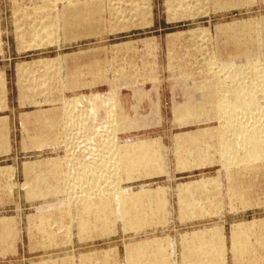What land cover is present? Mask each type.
Segmentation results:
<instances>
[{
	"label": "rangeland",
	"instance_id": "rangeland-1",
	"mask_svg": "<svg viewBox=\"0 0 264 264\" xmlns=\"http://www.w3.org/2000/svg\"><path fill=\"white\" fill-rule=\"evenodd\" d=\"M78 1L80 4L75 6L81 10L75 12V6L71 4L67 8L70 12L64 17L62 16V9L67 5L65 2L0 0V74L6 73L5 83L2 82L0 75V142L2 141L0 143V219L10 217L11 222L18 220V234H20H13L7 237L9 239H4L7 242L6 244L4 242L5 248L0 246V251L2 250L0 252V264H129L126 256L128 247H132V242H136V240L154 242L157 239L160 241V246L157 248L163 252L156 251V255L154 254L156 257L148 253L149 259L144 258V260L151 264H157L158 260L160 262L162 260V264H170L169 257H171L172 248V238L170 237H173L175 232L170 229L167 230V227L163 228V226L158 229V233L149 232L133 235L128 231L135 227L131 228L130 226L126 229L125 217L123 222L122 219L117 218V215L115 217V214L110 212L113 207V198L110 194L100 196L97 199L99 204L88 205V209H90L87 212L86 209L84 210L86 204L83 208L81 203L76 205L77 201L73 202V199L70 201L66 198L67 194L62 192L65 187L62 188L61 184L65 176L71 180L82 176L86 181L84 178L86 175L90 184L87 183L88 186L92 188L93 185L101 183L99 186L103 187V191H106L105 184L108 183L109 178L105 180V176L99 177L101 176L99 171L101 172L104 168L103 173H101L107 177V174H112L111 168L114 170L115 167H120L117 168L118 171L113 172L114 177L112 176L110 181L115 182V186L124 193L127 190V184L138 179L152 176L165 177L176 174L195 175L216 172L219 168L215 166L216 160L218 156H222L221 152L227 155V151L231 152V149L236 148L230 147V151L228 149L224 151L225 148L222 150L220 144H217L218 140L222 142L221 140L224 139L220 135L224 130L223 124L226 126L225 130L233 129L237 135L238 133L242 134V131L247 130H244L245 124L250 125L252 123V120L249 119L251 112L243 116L248 117L246 121L244 118L245 122L239 120L237 122L235 118H242L241 114L240 117L236 115L237 109L230 108L229 110L226 108V113L220 116L218 113H214L215 111L211 108V111L210 109L209 111H198L199 113L196 111L195 114H211L213 112L212 115L201 116L202 118L199 117V119H182L178 122L175 118L177 115L175 107L185 104V102L186 107L196 106L194 103L191 104V99L197 94L210 98L212 96L209 95H213V98L216 96H223L225 99L229 97L226 101L236 104L237 100L233 94L237 96L242 92L250 94L248 91H256L257 88L254 87L259 82L248 74L247 66L257 59L258 63L264 62V0H178L179 6L176 5L179 2L176 1L175 3L170 0L175 3V8H170L167 0H99L100 2L97 3L101 7L97 5L95 12L94 10L83 11L82 5L88 0ZM64 18L68 21L64 29L68 32H64V35H74L72 40L70 39L71 41H66L62 32ZM80 19H88L89 21L97 19L98 25L97 23L94 25L97 27V32H88V29L85 30L80 26L70 31L69 27L72 26V20L79 24ZM44 20H50L51 28H55V24H57L55 29L58 27V31L53 30L57 34L51 32L58 38L51 35L49 38L50 41L53 38L51 41L53 43H46L47 45L44 38L45 40L38 42H44V45L38 47L35 44V38H32V35L27 34V32L25 38L29 42L26 41V43H30L31 38L33 45L28 44V46L25 43V47L22 45L23 47L18 49L21 42L19 39L22 38L18 31L28 30L33 23L34 25L41 24ZM239 23L241 25L248 23L250 26L249 28H242L241 26L238 29L232 28V25ZM225 25L229 28L220 30V27ZM45 33L47 35L52 34L50 32L49 34ZM42 34L45 36L44 32ZM28 35L30 36L28 37ZM250 54L251 56H249ZM65 55H70L68 58L73 61L68 64L69 70L68 67L66 70L65 65L58 61L61 59H58L54 64L48 65L47 72L41 73L42 65H47L46 63L43 64L42 60L47 61L46 59ZM27 64L31 65L32 69L35 68V71L25 75L18 73L19 66L25 65L31 68ZM38 64L40 67L37 66ZM34 65L36 66L34 67ZM51 67L56 70V74L51 73ZM210 68L220 72L218 75L222 73L224 77L235 76V74L236 76L234 79L217 81ZM249 77L254 81L252 79L251 81ZM244 80L248 81L245 85L242 83ZM250 81L253 87L250 86ZM189 82L197 83L187 87ZM205 82L207 88L201 92L198 90L195 94L193 87L196 85L201 87ZM227 83H230L231 86H227ZM177 85L180 87L173 88ZM226 88L228 91H224ZM4 91L5 93L7 91L8 94H4ZM187 91L193 93L189 95ZM256 95L258 96L255 100H259L260 108L253 114L257 120V126L264 127V90H258ZM80 97L84 99H79L74 104L68 101H74L73 99ZM216 100L214 99L213 103L218 105L220 102L218 101V103ZM231 110L234 117L236 115L235 118L232 117ZM190 113L186 108L184 114ZM28 114H41L44 118L39 123H23V116ZM228 114H230L229 118H234L233 123L225 121L226 117L224 118V116H228ZM5 116L7 118H2ZM120 118L121 120H130V123L134 120L133 124L137 120L139 127L135 123L137 128L135 126L130 128L129 126L133 124L129 122L123 124L120 122ZM247 121H250V124ZM44 123L50 127L54 125L52 126L54 128L50 130V127ZM126 124L128 128L124 126ZM228 125L233 128L230 126L228 128ZM235 125L241 127L235 128ZM200 129L208 130L207 139L201 137L202 140L198 144V148L203 146L201 151L191 150L190 142L181 145L177 143L176 135L181 133L194 135ZM151 139L158 140L154 141L153 159L150 158V161H146L147 164L141 161L140 154L139 156L136 155L135 158L132 156L130 158V154L127 156L125 150L128 145H135L141 141H151ZM212 145L218 147L209 150ZM262 148L263 150L259 148L260 152H258L262 156H258L255 162V165L258 166V172L264 171V146ZM216 149H218L217 153ZM235 151L237 152L234 153L241 157L242 162L244 159L246 161L238 166L242 168L248 166L247 161L250 157L247 155L249 154H243L238 148ZM239 151L242 155L238 153ZM136 159L135 164L137 163V165L134 166L133 162ZM127 160L134 161L129 163ZM120 161H123L122 165ZM213 161L215 162L213 168H207V165L203 166L204 162ZM31 162H34L35 165ZM126 163L132 168L130 167L131 169L128 170L129 167ZM30 164L37 167V173L44 176L41 179H35V181L45 182L44 190L36 193L39 197L35 194L29 196L28 189L24 184L26 180L24 170ZM48 164L52 165L49 166ZM70 166L71 168H69ZM93 167L98 169L94 170ZM34 169L36 168H30V170ZM92 169L94 173H89ZM30 170L27 171L30 172ZM61 170L65 172L64 175H61ZM73 171L75 174L67 175L68 172ZM105 171L106 173H104ZM11 172L17 175L15 183L9 181ZM82 173L85 175L83 176ZM91 174L93 175L92 180H90ZM96 175H99V178ZM53 178L55 182H52ZM30 179L32 181V178ZM94 179L96 184H93ZM98 179L101 181L98 182ZM84 180L82 183L76 181L78 186L76 183H70L79 187L78 190L77 188L70 190L73 191V197L77 195V192L84 191L82 190L83 187L87 186ZM67 182L69 180H66L65 184ZM55 186H59V188ZM8 187L9 189L15 187V193H12L11 189H7ZM54 187L59 190L56 192ZM108 187H110L109 184ZM43 194L44 196H42ZM33 199H35V203H32ZM101 199L106 202L102 201L101 203ZM108 200L112 204L107 203ZM99 205L104 207L100 208ZM107 206L109 210L105 209ZM97 209L100 210L98 214ZM93 214L97 219L93 217ZM113 214L114 216L111 217ZM88 217H92L91 220ZM80 225L84 227H80ZM48 240L50 241L49 245ZM248 240L249 244L237 245L238 249L241 250L237 249V254L233 255L239 256L238 259H232V254L229 255L231 258L229 264H264V241L253 235H249ZM161 241H163L162 244ZM44 244H47L48 247H44ZM165 255H168L167 258L169 259ZM83 258L85 260L87 258L85 263ZM131 262L135 264L133 259ZM222 262L217 260L216 264H222Z\"/></svg>",
	"mask_w": 264,
	"mask_h": 264
},
{
	"label": "crops",
	"instance_id": "crops-1",
	"mask_svg": "<svg viewBox=\"0 0 264 264\" xmlns=\"http://www.w3.org/2000/svg\"><path fill=\"white\" fill-rule=\"evenodd\" d=\"M69 56L70 55L57 56L56 58H51V59H46V60L47 61L52 60L53 61V62L51 61V64H52L55 61H57V59L59 58V59H61L59 61L63 65H65L66 70H67V67L69 66L68 64H70V62L72 61V60L71 61L69 60V58H68ZM47 61L42 60L43 64H45ZM48 65H50V63L47 65H42V68H41L42 74H43V72H47L48 69H46V67H48ZM51 68H52L51 73L56 74V70L55 69L53 70V67H51ZM68 70H69V67H68ZM0 75L2 76V82L5 83L6 73L0 74ZM243 83L246 84V83H248V81L244 80ZM191 84L192 83L189 82L186 86L190 87ZM227 85L231 86L230 83H227ZM176 87L178 88L180 86L179 85L173 86V88H176ZM187 93H189V91H187ZM192 93L193 92H190L189 95H191ZM4 94H8V92L6 91V93H5V91H4ZM174 98H175V95H174ZM2 118L5 119L7 117L5 116ZM230 128H233V127L230 126ZM248 129H249V125H248L247 130ZM231 130L232 129L222 130L223 131L222 135H224V133H225V135L228 134L230 139L226 135L227 137L224 136V140H223L224 144L222 145V142H220V143H221L222 147L223 146L227 147L228 145L232 146L231 144H233L234 146H232V147H235L237 145L236 147L238 148V145L240 146V143L239 144L237 143L239 141V139H237V141H236V138H234L233 136H230V135H232V133L235 132L233 130H232L233 131L232 132ZM230 132H232V133H230ZM248 132H249V130H248ZM225 137L229 140H231V137H232V139H234L233 140L234 142L231 140L232 142L230 141V144H227V142L229 140H227ZM155 140H157V139H152L151 141H155ZM147 141H149V140H147ZM225 141H227V142H225ZM218 142H219V140H218ZM220 143H218V144H220ZM152 146H151L152 152H150L151 154L153 152H155L154 151L155 149L153 148L154 146L153 147ZM230 146H228V148H230ZM234 152H236V151L234 150L233 153L228 152L229 154H227V156L224 155V153H222V157L218 156V158L216 160L217 163L215 166H218L219 168L217 169L216 172H213L212 174H210V173H198L195 175H193V174L192 175H178V174L167 175L165 177L152 176V177H148V178L138 179L134 182L128 183L127 184V190L124 192L123 195L124 196L127 195L129 198H131V200L129 199L131 203H134L135 201H137L135 203L141 202L140 197L142 195H144V193L146 194L145 197L148 196L146 199L147 201H145L143 199L145 201V202H143V206L141 205L142 203L138 204L139 207L142 206V208H139L138 210L135 209L136 208L135 205L138 206L137 204H135V205L133 204L134 206H132V204L129 201H128L129 203H125L126 205L124 204L125 206H123V210L128 209V211H132L131 213H133L135 215V217L138 216V218L140 219V220H138V218L135 219L133 217V215H128L130 213V212L128 213V211L127 212L125 211L128 214H124V211H123V214L125 215V220L128 218L126 220L127 223L125 222L127 225L126 229H127V227H129V225L131 226L130 222H133V221L134 222H133L132 226H134V225H136L137 227L139 226L138 228L136 226H134L135 228L131 227L134 229H131L128 232H130L133 235H140V234H143V233L145 234V233H149V232L158 233V231H159L158 229H161L163 226H164L163 228L167 227V230L170 229L171 231L175 232L174 236L172 237V243H171L172 248H171L170 264H192V263L193 264H197V263L202 264L203 262H205L204 261L205 259L206 260L209 259V260L203 264H206L207 262H210V264H213V262H214V264H216L217 260H215V257L220 255V254L217 255V253H221V256L222 255L224 256V257L218 256V258L216 257L217 259H219V261H224L223 263L229 264V261L231 258L232 259H238L239 258V256L236 257L235 255H233L235 253L237 254V250H235V249H237V244H235V243H238V244L243 243L244 238L247 239L245 241L248 242L249 241L248 240L249 235L258 236V237H260V239H262L264 241V198H263V196H264V171L258 172V166L255 165L256 159L254 158V155L251 156V154L248 155V156H251L250 158L252 159V161H251V159H249L250 161L249 160L247 161L248 166H243V168L241 166H238L240 163H243L244 160L242 162L241 157L236 155ZM230 154H233V155H230ZM152 156H154V154H152ZM223 156L231 158L230 160L227 158L229 160V163L227 162L228 160L225 159L226 163H228L229 165L224 164L225 160H222V159H224ZM260 156H262V155H260ZM231 160L233 162L235 161L236 164H235V162L234 163L231 162ZM31 163H34V162H31ZM214 163H215L214 161L213 162H207V163L204 162L203 166L207 165V168H213L212 166H214ZM36 164H38V163H36ZM233 164H234V166H232ZM249 164H250V166H249ZM156 167H157V165H156ZM248 167H250V168L248 169ZM46 168H48V167H46ZM48 169H50V168H48ZM37 171H38L37 168L34 170H30V172L25 171L26 180H25L24 184L26 185V188L29 191L28 192L29 196H31V194H34V192L38 190L37 188H39L38 186H40V185L43 186V188L41 187V190H40V188H39V190L40 191H42V189L44 190V186H45L44 182L41 181V183H42L41 184L38 181L39 182V184H38L37 181L35 182L33 180V179H37V178L41 179V177L43 176V174L37 173ZM91 173H94V172L91 171ZM11 174H12L11 179L9 181H13L15 183L17 180V175L14 172L13 173L11 172ZM27 174H28V176H27ZM36 174H38V175H36ZM64 174H65V172H62V170H61V175H64ZM72 174H75V173L74 172H68L67 173L68 176L72 175ZM65 177H64L62 185H61L62 188L65 187L64 186V185H66L65 181L68 178V177H66V178ZM30 178H32V180L34 181L35 184L31 181ZM91 178H92V176H91ZM53 180L55 181V179H52V182H53ZM211 180L212 181L214 180V181L212 182ZM30 183H32V184H30ZM199 183H201V184H199ZM207 183H209V185ZM189 184H190V186H188ZM30 185H33V186H30ZM211 185H212V188L210 187ZM184 186H186V187H184ZM30 187H32V189ZM34 187L36 190L34 189V191H33ZM135 188H137V189H135ZM195 188H197V190ZM7 189H9V187ZM10 189H11L12 193H15L14 192L15 187L13 189L12 188H10ZM162 192H163V195H162ZM139 193L141 194V196ZM235 193L237 195H235ZM239 194H241L242 198H240ZM35 195H36V192H35ZM130 195H131V197H130ZM134 195H136V196H134ZM153 195H154V197L150 199V196L152 197ZM155 196H157V197H155ZM158 196H163L162 197L163 200H162V198L160 199V197L158 198ZM34 198L36 199V197H34ZM35 199H33L32 203L36 202ZM137 199L139 200V202ZM95 200L96 199H94V201H93V199H92L93 203L98 202V201L96 202ZM149 201H151L152 205L150 204ZM105 202L106 201H104V203ZM108 202H110V201L108 200ZM93 203L90 201V205H92ZM144 203L146 206L151 205L152 207L151 206L146 207L144 205ZM146 203H148V204H146ZM130 204L132 207H135L134 209L136 211H134L133 208H132V210L130 209V207H129ZM113 205H114V201H113L112 206ZM45 206H46V204H45ZM146 208H148V209H146ZM149 208L151 209L150 211H149ZM111 210L115 211L114 206L112 207ZM165 210H166V212H165ZM143 211H145V213H144L145 215L142 213ZM152 211H153V213H152ZM137 212H140V213H137ZM113 213H115V212H113ZM141 214H143V215H141ZM128 216L129 217L132 216L134 219L132 217L129 218ZM9 219H10V217H3L0 219V246L2 245L4 248H5V246L3 245L4 244L3 242H5L4 238L13 235L11 231H13V233L15 235L18 234V232H19L18 220H16V222L15 221L11 222L12 219H10V221H5V220H9ZM119 219H121V218H119ZM128 220H129V223H128ZM136 220H138V221H136ZM5 222L9 223V225L11 223L12 224L9 226L8 224L6 225ZM4 224H5L6 228L4 227ZM249 224H251V225H249ZM242 226H243V228H245V226H247L248 229L253 227L252 230H254V231L252 232V230H250V232L248 231L249 234H245L247 231L246 230L245 233H243L244 234L243 235V234L239 233V228ZM7 227H12V230L10 231L11 234L8 231L9 235H7V233H6ZM236 227H239V228H236ZM8 229H11V228H8ZM235 229L238 231H236ZM3 230H5V232H3ZM211 230H214L212 232L213 234L211 233ZM216 230L220 231L219 233L221 236L219 235V233H217ZM200 231L202 232V234H204L203 231L206 234V235L205 234L202 235L203 238L201 237L202 238L201 240H203L205 238L204 239L205 241L203 240V242L196 237L192 238V235L194 233L200 234L201 233ZM208 232L210 233V235ZM214 232H216V233L214 234ZM233 233L237 237H240V238L243 237L242 238L243 240L237 238L236 236H233L234 242H232ZM4 235H5V237H4ZM18 235H20V234H18ZM212 235L213 236L215 235L214 237L217 238V240L211 239V238H214ZM184 236H185V238H184ZM246 236H247V238H246ZM1 237H3V238L1 239ZM181 237H182V239H181ZM189 237H191L190 240H192L191 241L192 243L189 242L190 241ZM197 239H198V241H197ZM206 239H208V242L210 239L211 242H209V243L210 244L212 243V245L209 244L210 245L209 246L207 244L208 242ZM235 239L238 242H236ZM157 240H159V239H157ZM215 240L218 243L222 242V244H221L222 246L219 244L220 245L219 248L220 249L223 248L224 249L223 251H221V252L216 251L219 249H218V244ZM239 240H240V243H239ZM133 241H135V240H133ZM148 241L150 242V240H142V241L136 240V242H132V248L131 247L128 248V254H127V258L130 257L129 260L127 259L129 261V264H132L131 260L133 258H134L133 261L135 262V264L136 263L141 264L142 261L145 262L144 264H150L149 262H146V260H144V258H146V256H147L146 253H149L150 255H152L158 250V248L155 251L153 249H155L157 246H155L152 250L149 249L148 246L146 247L145 242L148 243ZM182 242L183 243L185 242L184 244L186 246L184 244H182ZM187 242H189V243H187ZM193 242H195V243H193ZM196 242H197V244H196ZM200 242L203 243L204 245L206 244L205 246L206 247L208 246L210 249L209 248L205 249L203 244L199 245ZM215 242H216L217 246L214 245ZM137 243H138V245H137ZM141 243H143L145 246L142 247L143 244H141ZM190 243H191V245L193 244L194 247L188 246V244H190ZM139 245L141 246L140 248L137 247ZM196 245L197 246L199 245V247H196ZM201 246H203L204 250H206L207 252H204L203 247H202L203 254L200 253V251H202V250H200ZM214 246L216 247V249ZM134 247L136 248L135 250H133ZM186 247H187L188 251H186V249H185ZM146 248H147V250H146ZM193 248H194V250H193ZM211 248H213L212 251H209V250H211ZM142 249L143 250L145 249L144 253L146 256L142 255V254H144V253H142L143 252ZM139 250H141L142 252H140ZM148 250L151 252H149ZM189 250H192L194 252L192 253ZM152 251H154V252H152ZM185 251L190 253V255L192 254L191 257ZM195 251H196V253H195ZM133 252H135L136 254L135 253L133 254ZM137 252L140 253L141 255L138 254ZM208 252L209 253L211 252V254L213 253L215 257L214 256L212 257L211 254L207 255ZM215 252H216V254H215ZM222 253H224V254H222ZM194 254H196V255H194ZM197 254H199V255H197ZM200 254L202 255V257L204 256V260L200 258L201 257ZM231 254H232V257L229 258V255H231ZM131 255H132V257H131ZM137 256H138V258H137ZM141 256H142V258H141ZM143 256H144V258H143ZM207 256L209 258H207ZM211 257H212V259H211ZM135 259H136V261H135ZM139 259H141V260H139ZM198 259H201V261ZM197 260H198V262H197ZM185 261H186V263H185ZM158 263L160 264V262H158ZM163 263H165V262H163ZM207 264H209V263H207Z\"/></svg>",
	"mask_w": 264,
	"mask_h": 264
},
{
	"label": "bare ground",
	"instance_id": "bare-ground-1",
	"mask_svg": "<svg viewBox=\"0 0 264 264\" xmlns=\"http://www.w3.org/2000/svg\"><path fill=\"white\" fill-rule=\"evenodd\" d=\"M53 1H54V3H55L56 1H57V2H58V1H61V2H65V3L67 4V5L65 4L66 6L62 9V16H64V17H65L66 14H68V12H70V11L67 10L68 6H70L71 4L74 5V6L80 4L78 0H76V1H72V0H53ZM143 1H145V0H143ZM167 1H168V5L170 6V8H171V7H174V8H175V5H174V4L176 3V1L179 2L178 0H173L175 3H173V2L170 1V0H167ZM97 2H100V1H99V0H88V1H86V3H84L83 5L81 4L82 7H83V8H82L83 11H86V10H94V12H95V11L97 10V5L100 6V4L97 3ZM181 2H182V1H181ZM179 4H180V2H179V3H176L177 6H179ZM99 6H98V7H99ZM77 7H78V6H75V7H74V9L76 8V9H75V12H79V10H81V9H79V8H77ZM100 7H101V6H100ZM47 8H48V7H47ZM177 8H178V7H177ZM177 8H176V9H177ZM52 9H53V8H52ZM99 9H100V8H99ZM45 10H46V9H45ZM170 10H172V9H170ZM174 11H175V9H174ZM176 11H177V10H176ZM145 12H146V11H145ZM145 12H144V13H145ZM42 13H43V12H42ZM50 13H51V12H50ZM138 13H139V11H138ZM142 13H143V12H142ZM144 13H143V14H144ZM148 13H149V10H148ZM36 14H37V13H36ZM39 14H40V13H39ZM39 14H38V15H39ZM51 14H52V13H51ZM117 14H118V13H117ZM139 14H140V13H139ZM139 14H138V15H139ZM146 14H147V13H146ZM109 15H110V14H109ZM149 15H150V14H149ZM32 16H33V15H32ZM39 19H40V18H39ZM28 20H29V19H28ZM50 20H51V19H50ZM50 20H46V21L44 20V22H42L41 24H37V25H36V24L34 25V23H33L32 26L30 25V28H29L28 30H24V31H23V30H19V31H18V34L20 35V37L22 36V38H21V40L19 39V42H20V41H21V42L19 43L18 49H21V48L24 46V44L26 43V41H28V40H26L27 38H25V37H27V36H26V33H27V32H28L27 34H31V35H32V38H33V37L35 38V40H36V43H35V44H36L38 47H40L44 42H45V44H46V43H49V44L53 43V42H51V41H53V40H52L53 38L51 39V41H50V38H51V35H53L52 37H54V36L57 34V32H54V31H56V30L58 29V27H57V29H55V28H56V25H57V24H55V28H51L52 26L50 27V25H51L52 23L49 24V23H50ZM63 20H64V24H63V27H64V28L62 27V29H63L62 32H63V35H64V32H68V30H64L65 27H66V24H68V21L65 20V18H64ZM47 21H48V22H47ZM33 22L38 23L37 21H33ZM45 22H46V23H45ZM97 22H99V21H97V19H93V20H91V21H89L88 19H87V20H81V19H80V22H79V24H78L76 21L72 20V26H70L69 29H70V31H71L73 28H76V27H79V26H80L81 28H84L85 30L88 29V32H95V33H96V32H97V27H96V26L94 27V25H95ZM39 23H40V21H39ZM43 23H44V25H43ZM244 23H245V22H244ZM97 25H98V23H97ZM28 26H29V25H28ZM92 26H93V27H92ZM240 26H241L242 28H244V27L249 28L250 25H248V23H247L246 25H245V24L241 25V24L239 23V24H234V25H232V28H233V29H238V28H240ZM50 28H51V29H50ZM224 28H229V27L225 25L224 27H220V30H223ZM232 28H231V29H232ZM54 29H55V30H54ZM53 30H54V31H53ZM225 30H226V29H225ZM51 31H53V32L55 33V35H54V33L51 32ZM57 31H58V30H57ZM43 32H44L45 36L42 34ZM45 32H47L48 34H49V32H50V33H52V34L47 35ZM69 33H70V32H69ZM95 33H94V34H95ZM98 34H99V33H98ZM98 34H97V35H98ZM100 35H101V34H100ZM103 35H104V34H103ZM29 36H30V35H28V37H29ZM64 36H65L66 41H68V40H70V39L72 40V38H73L74 35H71V34H65ZM49 37H50V38H49ZM55 37L58 38V36H55ZM44 38L46 39L47 42L44 41L43 43H38V42H41L42 40H45ZM56 38H54V40H55ZM247 38H248V37H247ZM252 38H253V37H252ZM30 40L32 41L31 38H30ZM35 40H34V41H35ZM56 40H57V39H56ZM71 40H70V41H71ZM31 41H30V43H28V44H30V46L33 45V43H32ZM28 42H29V41H28ZM54 42H55V41H54ZM31 43H32V44H31ZM56 43H57V42H56ZM58 43H59V42H58ZM28 44L26 43L25 45H28ZM22 45H23V46H22ZM36 45H35V46H36ZM43 45H44V44H43ZM43 45H42V46H43ZM46 45H47V44H46ZM55 45H56V44H55ZM28 46H29V45H28ZM28 46H27V47H28ZM120 46H121V45H120ZM120 46H119V47H120ZM125 46H126V45H125ZM254 46H255V45H254ZM24 47H25V46H24ZM252 48H253V47H252ZM121 51H122V50H121ZM248 54H249V53H248ZM249 56H251V54H250ZM249 56H248V58H249ZM205 57H206V56H205ZM213 57H214V56H213ZM213 57H212V58H213ZM238 57H239V56H238ZM58 59H59V58H58ZM58 59H57V60H58ZM257 60H258V59H257ZM257 60L254 61V63L249 64V66H247V68H248V74L251 75V77L255 78V80H257V81L259 82V83H258L259 85L256 84V87H254V88H257L258 90H262V91H263V90H264V62H263V63H262V62H259V63H258ZM51 61H52V60H51ZM51 61L46 62V64H49V63L51 64ZM58 61H59V60H58ZM221 61H222V60H221ZM52 62H53V61H52ZM36 63H37V62H36ZM36 63H35V64H36ZM95 63H96V61H95ZM53 64H54V63H53ZM25 65H26V64H25ZM25 65H22V66H19V65H18V66H19L18 73L20 72L21 74H24V75H25L26 73H32L31 71H35V68L32 69V66H31V65L27 64V65L31 66V68L28 67V66H25ZM35 66H36V65H34V67H35ZM37 66L40 67L39 64H38ZM44 67H45V66H44ZM210 67H211V66H210ZM46 68H47V67H46ZM113 68H114V67H113ZM30 69H31V70H30ZM211 69H212V68H210V71H211ZM27 71H30V72H27ZM170 71H171V70H170ZM211 73H212L214 76H216V78H217L216 80H217V81H218V80H220V81H221V80H226V79H234L235 76H236V74H235V76L233 75L234 77H233L232 75H229V76H225V77H224V75H223L222 73H221L220 75H218L220 72L213 71V69H212V72H211ZM241 73H242V72H241ZM242 74H243V73H242ZM238 75H239V74H237V76H238ZM222 76H223L224 78H221ZM231 76H232V77H231ZM239 76H240V75H239ZM246 76H247V75H246ZM19 77H20V76H19ZM24 77H25V76H24ZM26 77H27V76H26ZM180 77H181V76H180ZM21 78H23V77H21ZM47 78H48V77H47ZM238 78H239V77H238ZM238 78H236V79H238ZM249 78H250V77H249ZM41 79H42V78H41ZM44 79H45V78H44ZM54 79H55V78H54ZM251 79H252V78H250V80H251ZM20 80H22V79H20ZM23 80H24V79H23ZM45 80H47V79H45ZM252 80H253V79H252ZM252 80H251V81H252ZM228 81H229V80H228ZM239 81H240V78H239ZM251 81H250V82H251ZM253 81H254V80H253ZM22 82H23V81H22ZM203 82H204V81H203ZM221 82H222V81H221ZM195 83H197V82H195ZM195 83H192V84H195ZM209 83H210V82H209ZM219 83H220V82H219ZM236 83H237V82H236ZM236 83H235V84H236ZM242 83H243V82H242ZM242 83H240V84H242ZM253 83H254V82H253ZM260 83H261V84H260ZM198 84H199V83H198ZM204 84H205V85H204ZM217 84H218V83H217ZM217 84H216V85H217ZM220 84H221V83H220ZM249 84H250V83H249ZM24 85H25V84H24ZM32 85H33V84H32ZM244 85H245V84H244ZM190 86H191V85H190ZM192 86H193V85H192ZM225 86H226V85H225ZM227 86H228V85H227ZM237 86H238V85H237ZM239 86H240V85H239ZM250 86L253 87L252 82H251ZM218 87H219V85H218ZM222 87H223V86H222ZM36 88H37V87H36ZM204 88H207V84H206V82L203 83V85H202L201 87H199L198 85H196L195 87H193V89H194V91H195V94H196V92H198V90H199V92H201V90H205ZM216 88H217V87H216ZM223 88H224V87H223ZM239 88H240V87H239ZM241 88H242V87H241ZM245 88H246V87H245ZM181 89H182V88H181ZM208 89H209V88H208ZM208 89H207V90H208ZM214 89H215V88H214ZM228 89H229V88H228ZM230 89H231V88H230ZM234 89H235V88H234ZM257 89H256L257 92L255 91L256 93H255V92H252V90H251V91H248V92H250V94H248V93L245 94V93H243L242 91H240V92H242V93L239 94V95H237V96L233 94V96H235L234 98L237 100V101H236V104H234V102H233L232 104H231L230 102H227L226 99L228 100L229 97H226V99H225L223 96H218V97H217V96H216V97L214 96L215 98H213V95H209V96H212V97L210 98V97H205L204 95H203V96H201V95L199 96V95L197 94L196 97H194V98L191 99V102H192L191 104L193 105V103H194L196 106L193 105V106H188V107H186V102H185V104H181V105L175 107V112L177 113V115L175 116V118H176V120H177L178 122H179V121H182V119H185V120H186L187 118H188V119H191V118H193V119H194V118H195V119L198 118V119H199V117L202 118L201 116L212 115L213 112H212L211 114H210V113H209V114H206V113L198 114V113H199L198 111H200V112H202V111H209V109H210V111H211V108H213L212 110L215 111L214 113H218V114L221 116L222 114L224 115V114L226 113V112H225L226 108L229 109V110H230V108H234V109H237L236 111L239 112V113L237 112L236 115L239 116V115L241 114L242 118H235L236 115H235V117H234V115H233V113H232V112H233L232 110H231V112L229 111V112L232 113V115H233V116H232V115H231V116L234 117V118L236 119L235 121H237V122L241 121V122H242V121H244V118H245V121H246V119L248 118V117L246 118V116H245V117H243V116L246 115V114H249V113L251 112L250 115H249V119H250V121L252 120V123L250 124V121H249V122L247 121V122L250 124V125H249V129H248L249 132H248V130H245V129H247L246 126H248L247 124H245V128H244L245 131H244V132L242 131V134H239V133H238V135H237V132L232 133L233 131H235V130L232 129L233 131L231 130L232 132H230V133H232V135H230V136H233V135L236 136V141H237V139H242V140H239L237 143H238V144L240 143V146L238 145V149H239L240 151H242L243 154H244V153L251 154V156L254 155V158H255V159H258V156L260 157V154H258V152H260V150H263V148L261 149V147L264 146V127H263V126H260V127L257 126V125H258L257 122H256L257 120H255V117H254V114H253L254 111H257L258 108H260L259 100L257 99L258 102L255 100V99L257 98V96H258V95H256V94L258 93V90H257ZM225 90H227V88L224 89V91H225ZM239 90H240V89H239ZM248 90H250V89H248ZM253 90H255V89H253ZM215 91H216V90H215ZM227 91H228V90H227ZM246 91H247V90H246ZM32 92H33V91H32ZM202 92H203V91H202ZM222 92H223V91H222ZM240 92H239V93H240ZM259 92H260V91H259ZM214 93H215V92H214ZM214 93H213V94H214ZM223 93H224V92H223ZM223 93H222V94H223ZM225 93H226V92H225ZM231 93H233V92H231ZM231 93H230V94H231ZM262 93H263V92H262ZM216 94H217V93H216ZM222 94H221V95H222ZM236 94H237V93H236ZM260 94H261V93H260ZM223 95H224V94H223ZM192 96H193V95H192ZM263 97H264V96H263ZM232 98H233V97H232ZM234 98H233V99H234ZM24 99H25V98H24ZM47 99H48V98H47ZM79 99H84V98L80 97V98H78V99H73L74 101H72V100H71V101L68 100V101H69V103L74 104V103H75L76 101H78ZM189 99H190V98H189ZM214 99H215V100L217 99L216 101H217V102L219 101L220 103L218 102L219 104L217 103L218 105H216V103H213V102H214V101H213ZM230 99H231V97H230ZM235 99H234V100H235ZM224 101H225V102H224ZM63 102H64V101H63ZM221 102H223V103H221ZM187 103H188V102H187ZM47 104H48V103H47ZM189 104H190V101H189ZM191 104H190V105H191ZM187 105H188V104H187ZM186 108H187V110H189V111L191 112V113L188 114V115L184 114ZM234 109H233V110H234ZM67 110H68V109H67ZM196 111H197L198 113L195 114ZM221 111H222V112H221ZM229 112H227V113H229ZM234 112H235V110H234ZM214 113H213V114H214ZM43 114L45 115V113H43ZM229 115H230V114H228V116H224V118L226 117L225 121H229L230 123H233V122H234V121H233L234 118H232V117L229 118ZM255 115H256V114H255ZM42 116H43V115H41V114H36V115H35V114H34V115H33V114H28V115H26V116H23L22 122H23V123H28V124H29L30 122H36V123L38 122V123H39L41 120H43L42 118H44V116H43V117H42ZM210 117H211V116H210ZM239 117H240V116H239ZM56 118H57V117H56ZM66 118H68V117H66ZM70 118H71V117H70ZM221 118H222V117H221ZM231 118H232V119H231ZM49 119H50V118H49ZM89 119H90V118H89ZM134 119H135V118H134ZM218 119H219V118H218ZM66 120H67V119H66ZM127 120H128V119H127ZM220 120H221V119H220ZM223 120H224V119H223ZM230 120H231V121H230ZM238 120H239V121H238ZM262 120H263V119H262ZM45 121H46V120H45ZM48 121H49V120H48ZM108 121H110V120H108ZM133 121H134V120H132V122H131L132 124H133ZM225 121H224V122H225ZM245 121H244V122H245ZM71 122H72V121H71ZM78 122H79V121H78ZM120 122L123 123V124H125V123H128V122L130 123V120L126 121V120H124V119L121 120V118H120ZM120 122H119V123H120ZM259 122H260V121H259ZM115 123H116V122H115ZM117 123H118V122H117ZM131 123H130V124H131ZM135 123H137V126L139 127V124H138L139 122H137V120H136V122H134V124H135ZM225 123L227 124V122H225ZM230 123H229V124H230ZM44 124H45V123H44ZM57 124H58V123H57ZM77 124H78V123H77ZM111 124H112V123H111ZM130 124H129V125H130ZM134 124L131 125V126H129V127H130V128H131V127H134V126H135ZM234 124H235V123H234ZM236 124H237V123H236ZM260 124H261V123H260ZM45 125H47V124H45ZM49 125H50V124H49ZM113 125H114V123H113ZM116 125H117V124H116ZM231 125H232V124H231ZM43 126H44V125H43ZM47 126H48V125H47ZM47 126H46V127H47ZM52 126H54V125H51V127L48 126V127H50V130H51L52 128H54V127H52ZM76 126H77V125H76ZM93 126H94V125H93ZM121 126H122V125H121ZM124 126H126V127L128 128L127 124L124 125ZM124 126H123V127H124ZM146 126H147V125H146ZM229 126H230V125H228V128H229ZM235 126H236V125H235ZM237 126H239V125H237ZM237 126H236L235 128H237ZM71 127H72V126H71ZM78 127H79V126H78ZM118 127H119V126H117V128H118ZM135 127H136V126H135ZM220 127H221V126H220ZM222 127H224V129H225L226 126L223 124ZM239 127H241V126H239ZM239 127H238V128H239ZM120 128H122V127H120ZM127 128H126V129H127ZM130 128H129V129H130ZM136 128H137V127H136ZM136 128H135V129H136ZM118 129H119V128H118ZM50 130H49V131H50ZM119 130H121V129H119ZM132 130H133V129H132ZM226 130H227V129H226ZM237 130H238V129H237ZM241 130H242V129H241ZM123 131H125V129H123ZM207 131H208V130H207ZM207 131H206V130H203V129H200V130H197V132H195L194 135H192V134L190 135V134L181 133L180 135H177V136H176V138H177V143H178L179 145H181L182 143L184 144V143H186V142H190V149H191V150H194V151H196V152H198L197 150H200V151H201V149H203V146H201L200 148H198V146H199L198 144H199V142H201V140H202L201 137H202V138L205 137V138L207 139V137H206V135H208V132H207ZM36 132H37V131H36ZM210 132H211V131H210ZM214 132H215V131H214ZM211 133H212V132H211ZM230 133H229V134H230ZM240 133H241V132H240ZM213 134H214V133H213ZM222 134H223V131H222L221 135H222ZM41 135H42V134H41ZM66 135H67V134H66ZM85 135H86V134H85ZM217 135H218V134H217ZM226 135L228 136V138H230L228 134H226ZM226 135H225V133H224V135H222V138H223L224 136H226ZM35 136H36V135H35ZM49 136H52V135H49ZM62 136H63V135H62ZM94 136H95V135H94ZM209 136L211 137V135H209ZM227 136H226V137H227ZM234 136H233V137H234ZM79 137H80V136H79ZM219 137H220V136H219ZM226 137H225V138H226ZM37 138H38V137H37ZM37 138H36V139H37ZM215 138H216V137H215ZM215 138H214V139H215ZM32 139H33V137H32ZM36 139H35V140H36ZM41 139L43 140V138H41ZM83 139H84V138H83ZM226 139H227V138H226ZM2 140H3V139H2ZM42 140H41V141H42ZM151 140H152V139H151ZM157 140H158V139H157ZM223 140H224V139H223ZM223 140H221V141H222V145L224 144V143H223ZM227 140H229V139H227ZM231 140L233 141L232 137H231ZM231 140L228 141L229 143H228L227 141H225V142H227V144H230V141H231ZM38 141H39V139H38ZM87 141H88V139H87ZM155 141H156V140H155ZM232 141H231V142H232ZM240 141H241V142H240ZM1 142H2V141H1ZM1 142H0V143H1ZM35 142H36V141H35ZM35 142H33L34 145H35ZM233 142H234V141H233ZM40 143H41V142H40ZM136 143H137V142H136ZM218 143H220V141H219ZM218 143H217V144H218ZM37 144H39V143H37ZM41 144H42V143H41ZM157 144H158V142H157ZM225 144H226V143H225ZM227 144H226V145H227ZM152 145H155V142H154V141H151V142H150V141H141V142H138V144H135V145H128V147H127V149H126L125 151H126V153H127V156H128V154H130V158H132V157L135 158L136 155L139 156V154H140L141 159H142L141 161H142V162H143V161L146 162V161H150V158L153 159V158H152V155H151V153H150V152H152V149H151V146H152ZM207 145H208V144H207ZM207 145H206V146H207ZM222 145H221V143H220V148H221L222 150L225 148L224 151H227V149L230 151L231 148H230V149L228 148V146H230V145H228L227 147H224V146L221 147ZM231 145L234 146L233 144H231ZM37 146H40V145H37ZM92 146H93V145H92ZM107 146H108V145H107ZM232 146H230V147H232ZM236 146H237V145H236ZM236 146H235V147H236ZM152 147H153V146H152ZM196 147H197V148H196ZM204 147H205V146H204ZM207 147H208V146H207ZM207 147H206V148H207ZM214 147H218V146H216V145H212V147H211V146L209 147V150H211V149L214 148ZM8 148H9V147H8ZM187 148H188V147H187ZM220 148H219V149H220ZM232 148H233V147H232ZM259 148H260V150H259ZM122 149H123V148H122ZM150 149H151V150H150ZM188 149H189V148H188ZM196 149H197V150H196ZM214 149H215V148H214ZM221 149H220V151H222ZM236 149H237V147L231 149V152L233 153L232 150H236ZM123 150H124V149H123ZM207 150H208V149H207ZM217 150H218V149H216V153H217ZM240 151H239L238 153H240ZM1 152H2V151H1ZM6 152H7V151H6ZM231 152H230V153H231ZM236 152H237V151H236ZM136 153H137V154H136ZM200 153H201V152H200ZM214 153H215V151H214ZM216 153H215V154H216ZM221 153H223V152H221ZM227 153H228V151H227ZM115 154H116V153H115ZM123 154H124V153H123ZM198 154H199V153H198ZM228 154H229V153H228ZM240 154H241V153H240ZM240 154H239V155H240ZM247 154H246V155H247ZM262 154H263V151H262ZM99 155H100V154H99ZM102 155H103V154H102ZM196 155H197V154H196ZM196 155H195V156H196ZM202 155H203V154H202ZM212 155H213V154H212ZM224 155H226V154H224ZM230 155H233V154H230ZM237 155H238V154H237ZM241 155H242V154H241ZM241 155H240V156H241ZM256 155H257V156H256ZM112 156H113V155H112ZM116 156H117V154H116ZM131 156H132V157H131ZM203 156H204V155H203ZM226 156H227V155H226ZM247 156H248V155H247ZM251 156H248V157H251ZM105 157H106V156H105ZM155 157H156V156H155ZM198 157H199V156H198ZM221 157H222V156H221ZM223 157H224V159L221 158L222 160H225V159H226V160H228V159L230 160V159H231V158H228V157H225V156H223ZM245 157H246V156H245ZM256 157H257V158H256ZM109 158H110V156H109ZM109 158H108V159H109ZM111 158H112V157H111ZM121 158H122V157H121ZM127 158H128V157H127ZM130 158H129V160H131ZM134 158H133V159H134ZM204 158H205V157H204ZM227 158H228V159H227ZM235 158H236V157H235ZM238 158H239V157H238ZM246 158H247V157H246ZM254 158H253V159H254ZM93 159H94V158H93ZM122 159H123V158H122ZM137 159H138V157H137ZM137 159H136L135 161H134V160L131 161V162L134 161V162H133V163H134V166L137 165V163L135 164V162L137 161ZM186 159H187V157H186ZM247 159H248V158H247ZM250 159H251V158H250ZM263 159H264V158H263ZM193 160H194V159H193ZM208 160H209V159H208ZM226 160H225V163H224L225 165L229 163V160L227 161L228 163H226ZM232 160H233V159H232ZM232 160H231V162H233ZM248 160H249V159H248ZM50 161H51V160H50ZM100 161H101V160H100ZM114 161H116V160H114ZM117 161H118V160H117ZM127 161H128V160H127ZM179 161H180V160H179ZM220 161H221V160H220ZM244 161H245V159H244ZM249 161H250V160H249ZM251 161H252V159H251ZM256 161H257V160H256ZM104 162H106V161H104ZM104 162H103V163H104ZM120 162H121V161H120ZM125 162H126V159H125ZM128 162L131 163L130 161H128ZM139 162H140V160H139ZM194 162H195V161H194ZM231 162H230V163H231ZM234 162H235V161H234ZM234 162H233V163H234ZM245 162H246V161H245ZM122 163H123V161H122L120 164L122 165ZM149 163H150V162H149ZM154 163H155V162H154ZM222 163H223V162H222ZM250 163H251V162H250ZM33 164H34V163H33ZM33 164H30L29 166H26V167H25V171L30 170V168H37V167H34L35 164H34V165H33ZM111 164H112V163H111ZM138 164H139V163H138ZM140 164H141V163H140ZM145 164H147V162H146ZM185 164H186V163H185ZM235 164H236V162H235ZM48 165H49V164H48ZM50 165H52V164H50ZM50 165H49V166H50ZM99 165H100V164H99ZM99 165H97V167H99ZM101 165H102V163H101ZM116 165H117V164H116ZM126 165H127V163H126ZM131 165H132V164H131ZM197 165H198V164H197ZM228 165H229V164H228ZM228 165H227V166H228ZM103 166H104V165H103ZM105 166H106V165H105ZM105 166H104V167H105ZM113 166H114V165H113ZM113 166H112V167H113ZM127 166H128V165H127ZM132 166H133V165H132ZM134 166H133V168H134ZM139 166L141 167V165H139ZM142 166H143V165H142ZM232 166H234V164H233ZM249 166H250V164H249ZM128 167H129V166H128ZM130 167H131V166H130ZM130 167L128 168V170L132 168V167H131V168H130ZM53 168H54V167H53ZM57 168H58V167H57ZM69 168H71V166H70ZM106 168H108V167H106ZM117 168H120V167H117ZM117 168L115 167L114 170L111 168L110 170H111V173H112V174H110V175L107 174V177H106V175H103V174H102V173H103L102 171H104V168H103V170H101L102 173L99 171L100 168H99V170H98L99 173L101 174V176L98 175L99 177H103V176H105V180H107V179L109 178V181H107L108 183H106V184H105L104 181L102 180V181H103V185L105 184L106 187H107V190H106V191H103V189H102L103 187L99 186L101 183L98 184V185L96 184L97 182H95V181H96L95 179L93 180V184L95 183L96 185H93L92 188H91V186H88L87 183L89 184V181H88L89 179H88V177H87L85 174H83V173H85V171H83L82 174H83V176L85 175L84 178H86V181L83 179L82 176L75 177L74 180H73V179H72V180H71V179H66V180H69V182L66 183L65 188H64L65 191L63 190L62 192H64V194H65V193L67 194V197H66V198H68V200L71 201V199H73V200H72L73 202H76V201H77V202H76V205H77V203H78V204L81 203V206H83V208H84L85 204H87V206H85V208H84V210L86 209L87 212H88V210L90 209V208L88 209V207L90 206V201L93 203L94 199L97 200L100 196H102V195H107V193H108V195L110 194V195L112 196L113 201H114V205H113V206H114V208H115V211L111 210L110 212H115V213H114V214H115V217L118 216V218H121L122 221L124 222V217H125L124 214H128V213L130 212L128 215H133V217L136 219V218H138V216L135 217V215H134L133 213H131L132 211H128V209H127V210H126V209L123 210V206L126 205L125 203H129L130 200H131V198H129L127 195H126L127 197L124 196V195H123L124 193L121 192V189H120L119 187H116V186H115V184H114L115 182L113 183V181H110V180H111V177L113 176V172H114L115 170H117ZM122 168H124V167H122ZM153 168H154V167H153ZM248 168H250V167H248ZM259 168H260V167H259ZM84 169H85V168H84ZM93 169H94V167H93ZM93 169L91 170L92 172H94ZM97 169H98V168H97ZM97 169H94V170H97ZM151 169H152V168H151ZM1 170H3V169H1ZM5 170H6V169H5ZM7 170H8V169H7ZM73 170H74V169H73ZM76 170H77V169H76ZM78 170H79V169H78ZM110 170H109V172H110ZM124 170H126V168H124ZM154 170H155V169H154ZM250 170H251V169H250ZM74 171H75V170H74ZM74 171H73V172H74ZM91 171H89V173H91ZM117 171H118V170H117ZM117 171H116V172H117ZM119 171H121V169H119ZM149 171H150V169H149ZM151 171H152V170H151ZM157 171H158V170H157ZM246 171H247V170H246ZM89 173H88V174H89ZM104 173H106V171H105ZM121 173H122V171H121ZM55 174H56V173H55ZM80 174H81V173H80ZM115 174H116V173H115ZM115 174H114V175H115ZM119 174H120V173H119ZM36 175H38V174H36ZM78 175H79V174H78ZM116 175H117V174H116ZM122 175H123V174H122ZM27 176H28V174H27ZM91 176L93 177V175H91ZM94 176H95V174H94ZM96 176H97V175H96ZM98 176H97V177H98ZM120 176H121V175H120ZM147 176H148V175H147ZM149 176H150V174H149ZM240 176H241V175H240ZM4 177H5V176H4ZM39 177H40V176H39ZM43 177H44V176H43ZM54 177H55V176H54ZM99 177H98V178H99ZM113 177H114V176H113ZM115 177H116V176H115ZM33 178H34V177H33ZM36 178H37V177H36ZM116 178H117V177H116ZM37 179H38V178H37ZM45 179H46V178H45ZM53 179H54V178H53ZM55 179H56V177H55ZM82 179L86 182V185H87V186H86V187H85V186L83 187L84 189H82V190H84V191L77 192V193H76L77 195L75 194L76 196L73 197V195H72V194H73V193H72L73 191H70V190H74L75 188H77V190H78L79 187H75L74 185H72V184H70V183H76V186H78L77 183H78V182H81V183H82V181H83ZM92 179H93V178H91L90 180H92ZM100 179H101V178H100ZM100 179H98V180H99L98 182L101 181ZM102 179H103V178H102ZM112 179H113V178H112ZM120 179H121V178H120ZM219 179H220V178H219ZM33 180L35 181V179H33ZM33 180H32V182L34 183ZM47 181H48V180H47ZM47 181H46V182H47ZM49 181H50V179H49ZM53 181H54V180H53ZM76 181H78V182H76ZM129 181H130V180H129ZM211 181H212V180H211ZM213 181H214V180H213ZM213 181H212V182H213ZM28 182H29V181H28ZM35 182H36V181H35ZM37 182H38V181H37ZM39 182L41 183V181H39ZM39 182H38V184H39ZM54 182H55V181H54ZM58 182H59V181H58ZM90 182H91V181H90ZM44 183H45V182H44ZM48 183H49V182H48ZM48 183H47V184H48ZM27 184H28V183H27ZM30 184H32V183H30ZM34 184H35V183H34ZM41 184H42V183H41ZM52 184H53V183H52ZM91 184H92V182H91ZM108 184H109L110 187H108ZM193 184H194V183H193ZM193 184H192V185H193ZM199 184H201V183H199ZM207 184L209 185V183H207ZM210 184H211V183H210ZM61 185H62V184H61ZM89 185H90V184H89ZM103 185H102V186H103ZM194 185H195V184H194ZM208 185H207V186H208ZM31 186H33V185H31ZM37 186H38V185H37ZM37 186H36V187H37ZM81 186H83V185L81 184ZM188 186H190V184H189ZM188 186H187V187H188ZM38 187L40 188V190H41V187L43 188V186H41V185L38 186ZM55 187H58V188H59V186H55ZM55 187H54V189H55ZM184 187H186V186H184ZM193 187H194V186H193ZM193 187H192V188H193ZM208 187H209V186H208ZM210 187L212 188V185H211ZM215 187H216V186H215ZM230 187H231V186H230ZM30 188L32 189V187H30ZM39 188H37V189L39 190ZM251 188H252V187H251ZM34 189H35V187L33 188V191H34ZM52 189H53V187H52ZM52 189H51V191H52ZM60 189H61V188H60ZM109 189H110V191H109ZM195 189L197 190V188H195ZM235 189H236V188H235ZM247 189H248V188H247ZM35 190H36V189H35ZM38 190H37V191H38ZM40 190H39V191H40ZM46 190H47V189H46ZM56 190H57V188L55 189V191H56ZM58 190H59V189H58ZM58 190H57V191H58ZM77 190H76V191H77ZM183 190H184V189H183ZM37 191H35V192H36V193H39V191H38V192H37ZM42 191H43V189H42ZM42 191H41V192H42ZM55 191H54V192H55ZM57 191H56V192H57ZM234 191H235V190H234ZM28 192H29V191H28ZM35 192H34V194H35ZM74 192H75V191H74ZM31 193H32V192H31ZM43 193H44V192H43ZM142 193H143V192H142ZM241 193H242V192H241ZM55 194H56V193H55ZM139 194H140V193H139ZM148 194H149V193H148ZM164 194H165V193H164ZM40 195H41V194H40ZM136 195H137V194H136ZM136 195H134V196H136ZM145 195H146L145 193H144V195H142V196H141V194H140V196H141V197H140L141 202H139V200L137 199L139 203H135V202H137V201H135L134 203H131V202H130V203L132 204V206H134L135 204L138 205V204H140V203H142L141 205L143 206V202L147 201L146 199H147V197H148V196L145 197ZM162 195H163V192H162ZM235 195H237V194L235 193ZM239 195H240V198H242L241 194H239ZM35 196H38V197H39V195H35ZM42 196H44V194H43ZM164 196H165V195H164ZM45 197H46V196H45ZM106 197H107V196H106ZM125 197H126V198H125ZM130 197H131V195H130ZM142 197H143V198H142ZM144 197H145V198H144ZM153 197H154V195H153L152 197L150 196V199L153 198ZM155 197H157V196H155ZM159 197H160V199H161L163 196H158V198H159ZM41 198H42V197H41ZM133 198H134V197H133ZM133 198H132V199H133ZM158 198H157V199H158ZM181 198H182V197H181ZM92 199H93V201H92ZM102 199H103V198H102ZM102 199H101V203H102V201H103ZM105 199L107 200V198H105ZM129 199H130V200H129ZM143 199H144L145 201H144ZM154 199H155V198H154ZM164 199H165V198H164ZM220 199H221V198H220ZM96 200H95V201H96ZM162 200H163V198H162ZM240 200H241V199H240ZM97 201H98V200H97ZM97 201H96V202H97ZM128 201H129V202H128ZM103 202H104V201H103ZM132 202H133V201H132ZM149 202H150V204H151V201H149ZM154 202H155V201H154ZM213 202H214V201H213ZM97 203H98V202H97ZM108 203H109V202H108ZM111 203H112V202H111ZM195 203H196V202H195ZM82 204H83V205H82ZM93 204H95V203H93ZM124 204H125V205H124ZM131 204H130V206H129L131 210H132V208L134 209L135 207H136V208H135L136 210H138L139 208H142V206L139 207V205H138V206L135 205V207H132ZM133 204H134V205H133ZM146 204H148V203H146ZM156 204H157V203H156ZM166 204H167V203H166ZM211 204H212V203H211ZM88 205H89V206H88ZM97 205H98V204H97ZM103 205H104V204H103ZM103 205H102V206H103ZM144 205H145V203H144ZM151 205H152V204H151ZM151 205H149V206H151ZM158 205H159V204H158ZM160 205H161V204H160ZM180 205H181V204H180ZM92 206H93V205H92ZM92 206H91V208H93ZM99 206H100V208L102 207L101 205H99ZM108 206L110 207L109 204H108ZM108 206H107V208H105L106 210H107V209L109 210ZM145 206H146V205H145ZM149 206H146V207H149ZM188 206H189V205H188ZM97 207H98V206H97ZM103 207H104V206H103ZM103 207H102V208H103ZM137 207H138V208H137ZM151 207H152V206H151ZM156 207H157V206H156ZM125 208H126V207H125ZM160 208H161V207H160ZM163 208H164V207H163ZM77 209H78V208H77ZM80 209H81V208H80ZM105 209H104V210H105ZM110 209H111V208H110ZM130 209H129V210H130ZM135 209H134V211H136ZM146 209H148V208H146ZM221 209H222V208H221ZM106 210H105V211H106ZM140 210H141V209H140ZM140 210H139V211H140ZM150 210H151V209L149 208V211H150ZM185 210H186V209H185ZM82 211H83V209H82ZM82 211H81V212H82ZM96 211H98V212H97V214H98L100 210L97 209ZM101 211H102V210H101ZM123 211H124V214H123ZM125 211H126V212L128 211V213H126ZM146 211H147V210H146ZM60 212H61V210H60ZM68 212H69V211H68ZM92 212H93V211H92ZM154 212H155V211H154ZM163 212H164V211H163ZM165 212H166V210H165ZM137 213H140V212H137ZM142 213L144 214L145 211H143ZM152 213H153V211H152ZM152 213H151V214H152ZM50 214H51V213H50ZM58 214H59V212H58ZM82 214L84 215V213H82ZM95 214H96V213H95ZM95 214H93V217H94ZM110 214H112V213H110ZM114 214H113L111 217H113ZM143 214H141V215H143ZM166 214H167V213H166ZM69 215H70V212H69ZM104 215H105V214H104ZM107 215H108V214H107ZM116 215H117V216H116ZM144 215H145V214H144ZM149 215H150V214H149ZM155 215H156V214H155ZM155 215H154V216H155ZM182 215H183V214H182ZM58 216H59V215H58ZM101 216H102V215H101ZM126 216H127V215H126ZM154 216H153V217H154ZM105 217H106V215H105ZM105 217H104V218H105ZM108 217H109V216H108ZM115 217H114V218H115ZM128 217H129V216H128ZM130 217H132V216H130ZM130 217H129V218H130ZM133 217H132V218H133ZM139 217H140V216H139ZM148 217H149V216H148ZM200 217H201V216H200ZM80 218H82V217H80ZM88 218H90V217H88ZM91 218H92V217H91ZM91 218H90V220H91ZM94 218L97 219V217H94ZM98 218H99V216H98ZM132 218H131V219H132ZM134 218H133V219H134ZM142 218H143V217H142ZM144 218H145V217H144ZM151 218H152V217H151ZM156 218H157V217H156ZM50 219H51V218H50ZM115 219H116V218H115ZM115 219H114V220H115ZM127 219H128V218H127ZM127 219H126V220H127ZM131 219H130V220H131ZM133 219H132V220H133ZM163 219H164V218H163ZM182 219H183V218H182ZM90 220H89V221H90ZM94 220H95V219H94ZM108 220H109V219H108ZM138 220H140V219L138 218ZM138 220H136V221H138ZM5 221H10V219H9V220H5ZM77 221H78V220H77ZM81 221H82V220H81ZM99 221H100V220H99ZM115 221H116V220H115ZM115 221H114V222H115ZM136 221H135V222H136ZM48 222H49V221H48ZM51 222H52V221H51ZM91 222H92V221H91ZM91 222H89V223H91ZM108 222H109V221H108ZM133 222H134V221H133ZM133 222H130V223H131V227L136 226V225L132 226ZM5 223H6V222H5ZM41 223H42V222H41ZM78 223L80 224V222H78ZM89 223H88V225H90V226H91V224H93V222H92L91 224H89ZM126 223H127V221H126ZM128 223H129V220H128ZM137 223H138V222H137ZM137 223H136V224H137ZM140 223H141V222H140ZM7 224L9 225V223H6V225H7ZM122 224H123V223H122ZM124 224H125V223H124ZM252 224H253V223H252ZM1 225H2V224H1ZM10 225H11V224H10ZM10 225H9V226H10ZM84 225H85V224H84ZM86 225H87V224H86ZM86 225H85V226H86ZM249 225H251V224H249ZM94 226H95V225H94ZM98 226H99V225H98ZM116 226H117V223H116ZM125 226H127V225L125 224ZM243 226H244V225H243ZM243 226L240 227V228H239V227H236V228H239V233H241V234L245 233L246 230H247V231H246L245 234H249L250 230H252V228H253V227H251V228L248 229L247 226H245V228H243ZM4 227L6 228L5 224H4ZM37 227H38V226H37ZM37 227H36V228H37ZM80 227H84V226L80 225ZM101 227H102V226H101ZM105 227L107 228L106 225H105ZM129 227H130V225H129ZM136 227H137V226H136ZM138 227H139V226H138ZM138 227H137V228H138ZM249 227H250V226H249ZM5 228H4V229H5ZM8 228H11V229H8ZM33 228H34V227H33ZM85 228H86V227H85ZM125 228H126V227H125ZM127 228H128V227H127ZM234 228H235V227H234ZM257 228H258V227H257ZM86 229H87V228H86ZM91 229H92V227H91ZM91 229H90V230H91ZM96 229H98L97 226H96ZM11 230H12V227H7V231H6L7 235H9L8 233H9ZM40 230H41V228H40ZM42 230L44 231V228H42ZM67 230H68V229H67ZM218 230H219V229H218ZM235 230H236V229H235ZM8 231H9V232H8ZM43 231H42V232H43ZM61 231H62V230H61ZM213 231H214V230H211V233H212ZM216 231H217V230H216ZM236 231H238V230H236ZM236 231H235V232H236ZM248 231H249V232H248ZM253 231H254V230H252V232H253ZM3 232H5V230H3ZM11 232H12V234H14L13 231H11ZM11 232H10V234H11ZM44 232H45V231H44ZM111 232H112V231H111ZM197 232H198V231H197ZM200 232H201V231H200ZM209 232H210V231H209ZM209 232H208V233H209ZM219 232H220V231H217V233H219ZM233 232H234V231H233ZM45 233H46V232H45ZM60 233H61V232H60ZM60 233H59V234H60ZM203 233L205 234L204 231H203ZM215 233H216V232H214V234H215ZM236 233H237V232H236ZM239 233H238V234H239ZM46 234H47V233H46ZM204 234H202V232H201L200 234H199V233H194V234L192 235V238H195V237H196V238H198L199 240H201V239L203 238L202 235H204ZM212 234H213V233H212ZM14 235H15V234H14ZM38 235H39V234H38ZM40 235H41V234H40ZM48 235H49V234H48ZM205 235H206V234H205ZM209 235H210V233H209ZM219 235H220V233H219ZM243 235H244V234H243ZM54 236H55V235H54ZM212 236H213V235H212ZM214 236H215V235H214ZM214 236H213V237H214ZM220 236H221V235H220ZM220 236H219V237H220ZM233 236H236V235H234V233H233V235H232V242H234V240H233ZM240 236H241V235H240ZM4 237H5V235H4ZM8 237H9V236H8ZM38 237H39V236H38ZM201 237H202V238H201ZM236 237H237V236H236ZM241 237H242V236H241ZM248 237H249V236H248ZM2 238H3V237H1V239H2ZM51 238H52V237H51ZM170 238H172V237H170ZM184 238H185V236H184ZM223 238H224V237H223ZM223 238H222V239H223ZM237 238L242 239L243 237H242V238L237 237ZM237 238H236V239H237ZM246 238H247V236H246ZM4 239H5V238H4ZM6 239H9V238L6 237ZM174 239H175V238H174ZM181 239H182V237H181ZM187 239H188V238H187ZM190 239H191V237H189V240H190ZM198 239H197V241H198ZM204 239H205V238H204ZM204 239H203V240H204ZM211 239H213V240L216 239V240H217V238H215V237H214V238H211ZM236 239H235V240H236ZM244 239H245V238H244ZM161 240H163V239H161ZM171 240H172V239H171ZM203 240H201V241L203 242ZM206 240H207V242H208V239H206ZM216 240H215V241H216ZM223 240H224V239H223ZM242 240H243V239H242ZM242 240H241V241H242ZM246 240H247V239H246ZM2 241H3V240H2ZM2 241H1V242H2ZM12 241L14 242L13 239H12ZM82 241H83V240H82ZM164 241H166V239H164ZM167 241H168V240H167ZM184 241H185V240H184ZM191 241H192V240H190L189 242H191ZM204 241H205V240H204ZM221 241H222V240H221ZM255 241H256V240H255ZM6 242H7V241H5V244H6ZM49 242H50V241L48 240V245H49ZM162 242H163V241H161V244H162ZM185 242H186V241H185ZM185 242H184V243H185ZM189 242H187V243H189ZM209 242H211L210 239H209ZM209 242L207 243L208 245L210 244ZM216 242H217V241H216ZM216 242H215L214 245H216ZM236 242H238V241L236 240ZM3 243H4V242H3ZM55 243H58V241H57V242L55 241ZM165 243H166V242H165ZM168 243H169V242H168ZM184 243L182 242V244H184ZM191 243H192V242H191ZM191 243L188 244V246H192V247H194L193 244L191 245ZM193 243H195V242H193ZM239 243H240V240H239ZM243 243L246 244V243H248V242L244 240ZM139 244H140V243H139ZM141 244H143V243H141ZM159 244H160V241H158V240H154V242H153V241H150V242L148 241V243L145 242L146 247L148 246V248L151 249V250H152L155 246L159 247V246H160ZM196 244H197V242H196ZM201 244H203V243L200 242L199 245H201ZM217 244H218V249H219L220 251H219V250H216V251H218V252L223 251V250H224L223 248H221V249L219 248L220 245L222 244V242H219V243L217 242ZM219 244H220V245H219ZM235 244L238 245V243H235ZM240 244H241V243H240ZM248 244H249V243H248ZM3 245H4V244H3ZM135 245H136V244H135ZM137 245H138V243H137ZM145 245L143 244L142 247H144ZM166 245H167V244H166ZM168 245H169V244H168ZM184 245H185V244H184ZM184 245H183V246H184ZM199 245H198V246L196 245V247H199ZM205 245H206V244H205ZM205 245L203 244V246L205 247V249H206V248H209L208 246L206 247ZM210 245H212V243H211ZM210 245H209V246H210ZM225 245H226V244H225ZM250 245H251V244H250ZM40 246H41V245H40ZM45 246H47V244H46V245L44 244V247H45ZM175 246H176V245H175ZM185 246H186V245H185ZM203 246H201L200 250H202V247H203ZM216 246H217V245H216ZM221 246H222V245H221ZM235 246H236V245H235ZM243 246H244V244H243ZM2 247H3V246H2ZM11 247H12V246H11ZM47 247H48V246H47ZM135 247H136V246H135ZM135 247H134L133 250L136 249ZM137 247L140 248L141 246L139 245V246H137ZM157 247H156V248H157ZM192 247H191V248H192ZM204 247H203V250H204ZM212 247H213V246H212ZM214 247H215V246H214ZM128 248H129V247H128ZM131 248H132V247H131ZM156 248L153 249V250L156 251ZM168 248H169V247H168ZM168 248H167V249H168ZM235 248H236V247H235ZM239 248H240V247H239ZM241 248H244V247H241ZM10 249H11V248H10ZM169 249H170V248H169ZM185 249H186V251H188V250H187V247H186ZM209 249H210V248H209ZM212 249H213V248H211V250H209V251H212ZM215 249H216V247H215ZM237 249H238V247H237ZM237 249H235V250H237ZM244 249H245V248H244ZM244 249H243V250H244ZM130 250H131V249H130ZM142 250H143V249H142ZM144 250H145V249H144ZM144 250H143V252H142L141 250H139V251L142 252V253H144ZM146 250H147V248H146ZM193 250H194V248H193ZM195 250H196V249H195ZM197 250H198V249H197ZM203 250L200 251V253L203 254ZM207 250H208V249H207ZM225 250H226V249H225ZM238 250H239V249H238ZM240 250H241V249H240ZM240 250H239V251H240ZM1 251H2V250H1ZM1 251H0V252H1ZM5 251H6V250H5ZM137 251H138V250H137ZM148 251H149V250H148ZM158 251H159V249L157 250V252H158ZM173 251H174V250H173ZM186 251H185V252H186ZM189 251H191L192 253L194 252V251H192V250H189ZM198 251H199V250H198ZM198 251H197V252H198ZM245 251H246V250H245ZM245 251H244V252H245ZM130 252H131V251H130ZM130 252H129V253H130ZM135 252H136V251H135ZM135 252H133V254H134ZM149 252H151V251H149ZM152 252H154V251H152ZM157 252H156V253H157ZM159 252H161V251H159ZM162 252H163V251H162ZM162 252H161V253H162ZM164 252L166 253V250H164ZM204 252H207V251L204 250ZM137 253H138V252H137ZM186 253L190 255V253H188V252H186ZM195 253H196V251H195ZM238 253H239V252H238ZM127 254H128V253H127ZM135 254H136V253H135ZM138 254H140V253H138ZM138 254H137V255H138ZM146 254H147V257H146V258L149 259V258H148V253H146ZM154 254H155V253H154ZM154 254H152V256H153ZM206 254H207V253H206ZM209 254H211V252H210V253L208 252L207 255H209ZM218 254H220V255H218ZM222 254H224V253H222ZM129 255H130V254H129ZM140 255H141V254H140ZM142 255H145V253L142 254ZM149 255H150V254H149ZM155 255H156V254H155ZM155 255H154V256H155ZM191 255H192V254H191ZM191 255H190V257H191ZM194 255H196V254H194ZM197 255H199V254H197ZM200 255H201V254H200ZM211 255H212V257L214 256L213 253H212ZM217 255H218V256H221V253H217ZM235 255H236V254H235ZM239 255H240V254H239ZM133 256H134V255H133ZM145 256H146V255H145ZM158 256H159V255H158ZM167 256H168V255H167ZM167 256L165 255L166 258H167ZM218 256H216V257L218 258ZM245 256H246V255H245ZM99 257H100V256H99ZM126 257H127V256H126ZM128 257H129V256H128ZM131 257H132V255H131ZM150 257H151V256H150ZM155 257H156V256H155ZM163 257H164V256H163ZM168 257H169V256H168ZM183 257H184V256H183ZM196 257H197V256H196ZM212 257H211V259H212ZM214 257H215V256H214ZM216 257H215V260H218V261H219V259H217ZM221 257H224V256L222 255ZM248 257H249V256H248ZM129 258H130V257H129ZM129 258H126V259L129 260ZM137 258H138V256H137ZM141 258H142V256H141ZM143 258H144V256H143ZM146 258H145V259H146ZM152 258L154 259V257H152ZM169 258H170V257H169ZM169 258H167V259H169ZM194 258H195V257H194ZM197 258H198V257H197ZM200 258L204 260V256L202 257V255H201ZM205 258H206V257H205ZM207 258H209V257L207 256ZM83 259H84V258H83ZM88 259H93V258H88ZM147 259H146V260H147ZM153 259H152V260H153ZM161 259H162V258H161ZM167 259L164 258V260H167ZM189 259H190V258H189ZM201 259H198V260L201 261ZM86 260H87V258H86ZM86 260H85V259L83 260L84 263H85ZM133 260H134V258H133ZM137 260H138V259H137ZM139 260H141V259H139ZM198 260H197V262H198ZM208 260H209V259H207V260L205 259L204 261L206 262V261H208ZM135 261H136V259H135ZM158 261L160 262V260H158ZM186 261H187V260H186ZM186 261H185V263H186ZM189 261H190V260H189ZM213 261H214V260H213ZM89 262H90V261H89ZM128 262H129V261H128ZM146 262H147V261H146ZM148 262H149V261H148ZM156 262H157V261H156ZM187 262H188V261H187ZM205 262H203V263H205ZM219 262H220V261H219ZM223 262H224V261H223ZM223 262H222V264H224ZM245 262H246V261H245ZM252 262H253V261H252ZM254 262H255V261H254ZM142 263H143V261H142ZM144 263H145V262H144ZM149 263H150V262H149ZM160 263L162 264V260H161ZM167 263H168V262H167ZM171 263H172V262H171ZM203 263H202V264H203ZM207 263L210 264V262H207ZM207 263H206V264H207ZM216 263H217V261H216ZM68 264H69V263H68ZM137 264H138V263H137ZM150 264H151V263H150ZM157 264H158V262H157ZM192 264H193V263H192ZM197 264H198V263H197ZM213 264H214V262H213ZM218 264H219V263H218ZM220 264H221V263H220ZM253 264H254V263H253Z\"/></svg>",
	"mask_w": 264,
	"mask_h": 264
}]
</instances>
